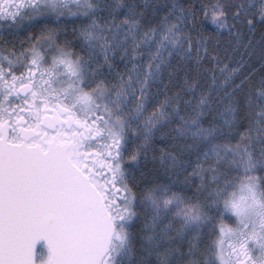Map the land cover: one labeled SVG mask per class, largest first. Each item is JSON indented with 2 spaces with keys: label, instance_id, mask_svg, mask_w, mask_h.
Listing matches in <instances>:
<instances>
[{
  "label": "snow or ice",
  "instance_id": "1",
  "mask_svg": "<svg viewBox=\"0 0 264 264\" xmlns=\"http://www.w3.org/2000/svg\"><path fill=\"white\" fill-rule=\"evenodd\" d=\"M0 264H264V0H0Z\"/></svg>",
  "mask_w": 264,
  "mask_h": 264
}]
</instances>
